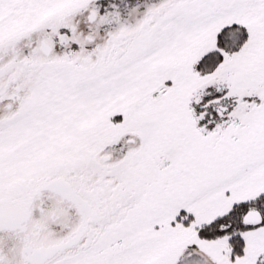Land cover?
I'll use <instances>...</instances> for the list:
<instances>
[{
    "label": "snow or ice",
    "instance_id": "1",
    "mask_svg": "<svg viewBox=\"0 0 264 264\" xmlns=\"http://www.w3.org/2000/svg\"><path fill=\"white\" fill-rule=\"evenodd\" d=\"M0 264H264V0H0Z\"/></svg>",
    "mask_w": 264,
    "mask_h": 264
}]
</instances>
